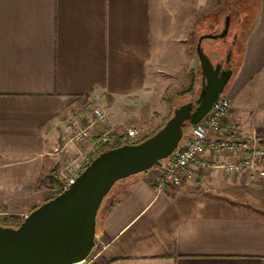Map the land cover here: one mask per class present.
I'll return each instance as SVG.
<instances>
[{
    "label": "crops",
    "instance_id": "1",
    "mask_svg": "<svg viewBox=\"0 0 264 264\" xmlns=\"http://www.w3.org/2000/svg\"><path fill=\"white\" fill-rule=\"evenodd\" d=\"M253 19L233 102L264 89V0ZM191 25L190 0H0V214L24 216L47 199L51 169L91 151V139L64 140L79 104L104 113L91 135L131 142L124 131L146 99L189 74ZM234 111L226 121L249 133ZM150 171L122 181L100 212L108 264H264V176L192 164L180 186L157 191Z\"/></svg>",
    "mask_w": 264,
    "mask_h": 264
},
{
    "label": "water",
    "instance_id": "2",
    "mask_svg": "<svg viewBox=\"0 0 264 264\" xmlns=\"http://www.w3.org/2000/svg\"><path fill=\"white\" fill-rule=\"evenodd\" d=\"M229 19L227 15L220 32L197 39L201 86L195 100L175 106L164 124L143 140L99 152L67 187L29 210L17 225L0 224V264H77L88 257L95 245L98 208L112 186L161 166L183 138L184 128L200 121L222 94L232 68L212 63L201 42L225 37Z\"/></svg>",
    "mask_w": 264,
    "mask_h": 264
},
{
    "label": "rangeland",
    "instance_id": "3",
    "mask_svg": "<svg viewBox=\"0 0 264 264\" xmlns=\"http://www.w3.org/2000/svg\"><path fill=\"white\" fill-rule=\"evenodd\" d=\"M190 3L192 25L190 36L188 38V41L190 43L189 54L191 56L190 68L188 69L189 74L186 73L187 69L185 68V76L183 82L181 81L176 86H170V90L164 93L154 92L149 99H146V102H144V107L141 109L140 113H138L135 119L133 118V120L131 121L132 129H134L135 134L132 137L131 142L129 143L139 142L159 129L171 116L173 108L175 106L187 101L195 100L201 86L199 61L195 52L197 39L200 35L205 33L220 32L223 28L224 20L227 15L230 16V19L226 36L220 39L204 38L201 42V45L212 63L223 61L229 49L231 50L229 62L232 68V75L222 92V94H225L229 98H231L230 83L234 79V76L237 74L240 66H242L245 38L250 28L252 27V24L254 23L253 18L257 14L258 0H190ZM235 33L237 34V39L235 41V44H233L232 37ZM261 83L264 84V82ZM244 92V96H241L239 100L237 99V97V100L235 99L236 101L234 100V102L232 98L230 99L231 106L232 108L234 106L235 114H240V116L244 118L245 125H248L251 130H248L249 133H244L242 131L244 130L242 128L243 126L240 125V123H233L236 125L241 135L243 134L249 137H255L257 142L260 145L264 146V89H262L261 86L259 90L253 88L252 90L248 89V91L246 90ZM95 107L96 106L93 103L88 102L79 104L78 108H75L73 110L71 116H69L64 121V124L69 118L75 117L85 125V123H87L85 117H88V115L91 114L92 109ZM188 130L189 126L185 127L184 134H186ZM95 135H92L91 138H88L89 140L91 139L92 149L91 151L89 149L85 156L82 157L78 154L72 155L71 157L64 159L61 166V172L59 168H53L48 172L45 178L47 185L49 184V174L52 171H55L56 175L63 181L64 186L70 176L77 175L84 168L86 163L98 154L96 152H93L94 146L96 145L93 142V140L95 139ZM64 140L75 144L81 143L86 139L81 141H73L69 140L68 135L65 134ZM123 141L126 142L128 140ZM85 146L83 147L85 148ZM218 155L220 154H217L216 156L210 154L207 158H205V160L209 162L216 161L217 163H219L220 161H218L217 158ZM76 162L77 164H75ZM116 186H119L118 183L115 185V187ZM49 188L52 190H49L47 192V199L54 196L58 191L56 188ZM17 217L19 220L15 222L14 220L16 219V215L0 214V224L13 226L17 225L24 216ZM101 247L102 242L95 239V245L91 249L88 257L83 262L77 264H104L106 261L101 252Z\"/></svg>",
    "mask_w": 264,
    "mask_h": 264
},
{
    "label": "built area",
    "instance_id": "4",
    "mask_svg": "<svg viewBox=\"0 0 264 264\" xmlns=\"http://www.w3.org/2000/svg\"><path fill=\"white\" fill-rule=\"evenodd\" d=\"M230 107V98L220 94L206 115L189 126L188 132L171 154L162 161L161 166L151 168L149 180L155 190H164L168 185L180 186L182 176L189 172L192 164L202 168L220 167L226 175L247 170L264 176V146L260 145L255 137L241 135L234 123L226 122ZM103 116V111L95 107L91 114L85 117L87 122L85 125L77 118L71 117L64 124L63 131L69 140L81 141L91 138L90 126ZM134 134V129L127 128L123 136L133 137ZM93 142L106 145L114 143L108 131H100L95 135ZM204 153L215 156L233 155L234 158L219 163L209 162L201 159ZM75 176H70L62 189L67 187Z\"/></svg>",
    "mask_w": 264,
    "mask_h": 264
},
{
    "label": "trees",
    "instance_id": "5",
    "mask_svg": "<svg viewBox=\"0 0 264 264\" xmlns=\"http://www.w3.org/2000/svg\"><path fill=\"white\" fill-rule=\"evenodd\" d=\"M185 136L184 132H183V137ZM112 139L114 141V144H112L111 146L109 145H106V144H96L94 146V150L93 152H96V153H99L103 150H106L110 147H115V146H119L121 144H124V143H127L123 140H121V137L120 136H115V135H112ZM126 179V178H125ZM125 179H121L119 181H117L113 186L112 188L110 189V191L106 194V196L103 198L99 208H98V211H97V215H96V222L98 220V217L100 215V212L102 210V208L105 206L106 202L108 201V198L110 197L111 193H113V190L117 188V186L115 187V185L118 183V185L124 181ZM49 187L51 188H56L58 191L55 193H59L61 190H62V186H63V181L56 175L55 171H52L50 174H49ZM19 219L16 215V219L14 220L15 222H17ZM109 261H106L104 264H108Z\"/></svg>",
    "mask_w": 264,
    "mask_h": 264
},
{
    "label": "flooded vegetation",
    "instance_id": "6",
    "mask_svg": "<svg viewBox=\"0 0 264 264\" xmlns=\"http://www.w3.org/2000/svg\"><path fill=\"white\" fill-rule=\"evenodd\" d=\"M218 38L220 39V38H224V37H218ZM232 39H233L232 43L235 44V41H236V39H237V34H236V33L233 34ZM225 59H226V57H225ZM225 59H224L223 61H219V62L222 63V67H221V68H228V67L231 68V64H230V62H229V61L226 62Z\"/></svg>",
    "mask_w": 264,
    "mask_h": 264
}]
</instances>
